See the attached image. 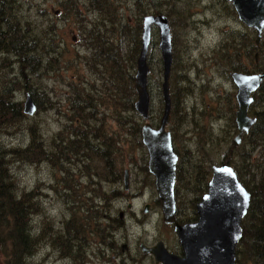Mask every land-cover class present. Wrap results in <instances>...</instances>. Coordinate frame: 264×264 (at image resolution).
Returning <instances> with one entry per match:
<instances>
[{"label": "rangeland", "instance_id": "rangeland-1", "mask_svg": "<svg viewBox=\"0 0 264 264\" xmlns=\"http://www.w3.org/2000/svg\"><path fill=\"white\" fill-rule=\"evenodd\" d=\"M63 1L65 0H15L13 4L15 9L11 11L15 14L17 22L22 25V31L28 28L31 36L47 38L52 42L49 45L52 48L48 49L46 55L47 59H51L46 67L40 57L41 62L34 65L36 72L30 73L26 68L22 69L14 57L0 55V85L6 82V90L11 88L9 92L15 103L21 104L23 108L28 89L36 90L41 94L39 98L41 111L34 113L33 116L26 115L27 119L16 115L11 125L0 124V150L10 153L27 148L31 143L32 131L44 145L36 152L37 155L30 156L29 160L33 163L24 159L17 160L12 155L6 157L9 160V172L16 184L17 194H29L37 204V209L31 214V222L32 235L38 237L39 245L30 262L34 264H155L151 256L140 251L139 245L142 243L151 247L158 241H162L169 251L180 255V247L173 228L163 223L160 205H156L154 181L152 182L146 173L148 157L146 159L142 151H131L128 157L122 155L123 160L121 156H117V162L120 163L121 160L123 162V177L125 170L129 173L127 191L124 189L123 179L113 183L108 178L104 181L97 176L90 182L82 163L84 157L75 158L71 154L65 156L62 152H56L52 156L44 154L52 147L54 149L52 151L58 150L53 142L56 140L57 144L60 143L58 134L67 123V118L72 117L71 100H68L72 92L70 86H66L70 83L75 85L78 91L86 89L81 93H88L97 99L94 103L98 106V113L96 119L90 123L106 135L123 134L113 109L108 103L101 102V100L105 102L104 97L107 100L109 95H113L112 91H108L103 86L107 78L96 74L97 71H91L86 64L91 52L89 46H86L87 41L81 31L97 21L98 13L91 10L89 0H76L80 7L76 9L62 7ZM154 1L161 2L159 8L170 20L173 51L178 63L176 70L172 72L178 76L188 73L190 80L195 83L192 85L195 90L193 96L184 99L181 107L191 111L194 106L196 115L191 127L179 129L176 136L177 144L193 146L197 141L198 132L194 122L199 121L198 114L203 112V106L207 103L215 106V110L204 121L209 125L208 128L212 129L215 136L228 132L229 106L225 99L229 94L235 95L236 88L231 80L225 77L224 71L212 64V57L222 41L228 39L232 33L253 29L248 28L238 19L230 0H222L223 3L221 0ZM132 3L133 0H130L126 4L127 7L124 6L129 17L136 12ZM56 10L58 13H55ZM152 39L148 90L151 97L150 116L153 122L149 119V123L157 126L162 117L163 102L162 64L156 27H153ZM45 41L43 40V43ZM48 41L46 44L49 43ZM59 53H62L63 57L55 63ZM94 68L98 69V66ZM45 96L51 101V106ZM217 111L219 112L216 113ZM85 113L87 114V111ZM201 122L203 123L202 117ZM74 127L72 126V131ZM241 143L242 141L240 145ZM223 152L221 150L213 157L216 159L215 164H220L218 161ZM257 158L256 151L252 156V162L254 163ZM257 163H260V160ZM254 165L256 166V163ZM101 167L98 166V173L101 172ZM97 181L98 185L95 183ZM71 188L74 189L71 191ZM114 191H118L119 195L113 194ZM101 192L107 193L106 198ZM73 194L79 195L78 202L74 206H72ZM147 205L148 212L144 213ZM86 211L89 213L85 217L92 215L98 220V224L103 218L101 228L92 225L91 220L83 219V212ZM73 218L76 220L74 225L79 227L78 233H73L75 236H71L72 240L65 242L62 238L63 235L66 236V233L63 234L64 228L68 226L66 222ZM117 218L120 220L119 227L115 229ZM107 225L112 229L110 234L108 230L99 231ZM8 233H10L9 226L3 230L0 228L2 241L0 264H7L9 261L11 242Z\"/></svg>", "mask_w": 264, "mask_h": 264}, {"label": "trees", "instance_id": "trees-1", "mask_svg": "<svg viewBox=\"0 0 264 264\" xmlns=\"http://www.w3.org/2000/svg\"><path fill=\"white\" fill-rule=\"evenodd\" d=\"M14 1L0 0V55L12 56L22 69L26 68L30 73L36 72L34 65L41 62L40 57H42L45 67L47 63L49 64L51 58L47 59L46 55L48 49L52 48L49 47L52 42H49L47 38L41 39L31 36L28 28L22 31V25L19 21L17 22L15 14L11 13L15 9L13 7ZM102 1L103 3H101V0H89L91 10L98 13L96 17L98 23L94 22L87 26V29L83 28L81 33H84L87 41L86 46H89L91 52L90 57L86 59V64L91 71H97L96 74L107 78L108 81L106 80L103 86L108 91L113 92V95H109L107 100L103 96L105 102L102 100L101 102L108 103L110 108L113 109L123 134L106 135L90 123L96 119L95 116L98 113V106L94 103L97 99L88 93H81L86 89L78 91L77 87L70 83L66 86H70V92L75 95L73 98L71 95L70 99L68 97V100H71L70 112L74 116H69L67 123L60 130L61 132L58 134L59 139H61L60 143L57 144L56 140L53 142L58 150L52 151L54 150L52 147V149H48L47 153L42 152V154L52 156L56 152H62L65 156L71 154L75 158L84 157L82 163L90 182L92 178L99 176L101 180L103 178L105 181L108 178L116 183L123 179L122 160L124 157H128L131 151L140 150L147 159L146 150L141 142L142 120L134 110L136 94L133 88V80L141 47L142 17L148 13L161 12L159 8L161 2L133 0L132 5L136 12L133 16L130 14L129 17L124 6L130 0ZM64 5V8L68 7L67 5L72 8L69 3ZM235 33H232L228 39L223 40L217 51H214L213 64L217 69L224 71L223 73L228 80L231 72L264 74V30L258 44H256V32L254 30L247 29L245 33L243 31ZM43 40L49 43L46 44V41L43 43ZM152 44L153 39H151L150 46ZM55 52L57 55V51ZM255 54H258L257 61L255 60ZM175 55L173 51V72L178 64ZM62 57L63 54L59 53L55 63H58L59 58ZM150 59L151 52L149 51L148 64ZM96 66L99 70L94 68ZM173 72L170 80L172 110L169 130L172 135L175 153L178 156L174 189L176 222L184 224L197 219L196 204L207 191V184L211 176L210 169L216 162L213 157L222 150L224 152L218 162L233 167L251 197L248 212L242 220V237L236 248V264H264V79L256 96H254L249 111L256 117L257 121L249 133L243 136L240 146L234 147L232 141L233 135L237 133L234 121L237 105L234 95L229 94L226 96L225 101L229 106L227 112L230 130L220 136L213 134L212 129H209V125L204 121L215 110V106L207 103L203 106V112L198 114L199 121L194 122L198 132L197 141L193 146L181 145L184 147L181 148L177 144L178 131L180 128L191 127L196 115L194 106L191 111H187L184 107H181V103L184 99L187 100L193 96L195 90L192 85L195 83L190 80L188 73L178 76ZM6 87V82L0 85L1 125L5 123L11 125L13 123L12 119L16 115L27 119L21 104L13 101L9 92L11 88L6 90ZM202 87L204 88V86ZM27 92L35 103V113L41 111L42 105L39 99L41 94L30 89ZM46 101L51 106V101L47 97ZM85 111H87V114ZM152 120L151 117L150 122H153ZM72 126L76 127V129L74 127V131H72ZM33 132L31 133V143L27 148L11 151L10 153L0 150V228L3 230L9 226L10 233H8V236L11 242V252L7 264H34L30 262V258L39 245L38 237L32 235L33 226L31 222V214L37 209V204L33 202L31 195L17 194L16 184L9 172V160L6 159L8 155H12L17 160L24 159L33 163L29 160L30 156L37 155L36 152L44 146L39 141V137L37 138ZM256 151L258 158L253 163L252 156ZM118 155L122 158L120 163L116 160ZM199 157H202V159ZM258 160H260V163H257ZM100 165L103 168L101 167V172L98 173V166ZM253 165L255 168L257 167L256 173ZM146 173L153 182V178L147 169ZM95 183L96 185L99 184L98 181ZM73 189L71 188V191ZM118 193V191L113 192L116 196L119 195ZM101 194L106 198L107 193L101 192ZM77 197H79L78 194L72 199V206L78 202ZM155 201L156 205H160L158 199ZM88 213L89 211L83 212V219L91 220L92 225L101 228L103 218L98 224V220L92 215L85 217ZM105 219L108 220L107 217ZM70 220L66 222L68 226L64 228L63 232V234L66 233V236L63 235L62 237L65 242L72 240L71 236H75L73 233H78L79 227L74 225L76 220L74 218ZM116 221L117 226L115 229L119 227L120 220L117 218ZM101 230H108L110 234L112 229L107 225L99 231ZM179 253H181V250Z\"/></svg>", "mask_w": 264, "mask_h": 264}, {"label": "water", "instance_id": "water-1", "mask_svg": "<svg viewBox=\"0 0 264 264\" xmlns=\"http://www.w3.org/2000/svg\"><path fill=\"white\" fill-rule=\"evenodd\" d=\"M238 19L256 32L259 43L264 29V0H230ZM153 27L158 29V49L161 55V95L163 113L157 127L149 123L151 97L148 91L150 67L148 55ZM258 54L255 55L257 60ZM173 67V44L169 19L164 13L147 14L142 18L141 47L136 61L133 88L136 94L134 110L144 124L141 142L147 152V170L154 179V189L160 201L162 221L173 225V232L181 249V255L170 252L162 241L153 247L140 244L142 253L151 255L155 264H236V248L242 237V220L250 206V194L239 180L233 167L227 164L211 166L207 191L196 204L197 219L180 224L176 222V165L178 156L174 151L170 124L171 97L170 77ZM230 78L236 88L237 109L234 121L237 134L235 146L248 134L256 123L249 116L254 101L253 94L259 89L264 74L231 72ZM36 106L32 97L26 95L23 113L33 116ZM128 171H124V186L128 189ZM245 198H247L245 202ZM149 206H145L144 213Z\"/></svg>", "mask_w": 264, "mask_h": 264}, {"label": "flooded vegetation", "instance_id": "flooded-vegetation-1", "mask_svg": "<svg viewBox=\"0 0 264 264\" xmlns=\"http://www.w3.org/2000/svg\"><path fill=\"white\" fill-rule=\"evenodd\" d=\"M65 3H67V4H68V3L71 4L73 9L80 8V7L78 6L76 0H72V1H70V0H66V1H63V2L61 3V6L64 7V6H65V5H64ZM101 3H103L102 0H101ZM67 6L70 7L69 5H67ZM60 10H61V8H60ZM55 13H58V11L56 10ZM158 13H162V12H158ZM151 14H157V13H151ZM256 61H257V60H256ZM253 74H262V75H263V73H253ZM171 75H172V72H171ZM170 78H171V77H170ZM229 78H230V74H229ZM230 80H231V78H230ZM231 82H232V81H231ZM262 84H263V80H262V82H261V85H262ZM261 85H260V87H261ZM234 87H235V86H234ZM260 87H259V89H260ZM259 89H258V90H259ZM258 90H257V91H258ZM257 91H256V93L253 94V99H254V96H256ZM234 98H235V95H234ZM249 111H250V109H249ZM249 116H250V117H254L250 112H249ZM255 118H256V117H255ZM256 121H257V119H256ZM170 123H171V119H170ZM169 125H170V124H169ZM251 128H252V127H251ZM236 130H237V129H236ZM249 131H250V130H249ZM248 133H249V132H248ZM236 134H237V133L234 134V137H235ZM246 135H247V134H246ZM244 136H245V135H244ZM233 139H234V138H233ZM233 139H232V141H233ZM242 140H243V137H242L241 141H242ZM241 141H240V142H241ZM233 145H234V144H233ZM239 145H240V143H239ZM239 145H237V146L234 145V147H238ZM210 177H211V176H210ZM127 190H128V189H127ZM127 190H126V191H127ZM0 241H1V240H0ZM0 244H1V243H0ZM1 246H2V244H1ZM145 246H146V245H145ZM146 247H148V246H146ZM151 247H153V246H151ZM139 249H140V245H139ZM140 251H141V250H140ZM0 252H1V251H0ZM141 252H142V251H141ZM149 256H151V255H149ZM151 257H152V256H151ZM154 263H155V262H154Z\"/></svg>", "mask_w": 264, "mask_h": 264}, {"label": "bare ground", "instance_id": "bare-ground-1", "mask_svg": "<svg viewBox=\"0 0 264 264\" xmlns=\"http://www.w3.org/2000/svg\"><path fill=\"white\" fill-rule=\"evenodd\" d=\"M217 1V0H216ZM222 1V0H221ZM181 2H184V1H181ZM180 2V3H181ZM180 3H179V5H180ZM220 3V2H219ZM222 3H223V1H222ZM183 4V3H182ZM221 4V3H220ZM213 5V4H212ZM219 5V4H218ZM213 6H215V5H213ZM221 6V5H220ZM224 6V5H223ZM180 7V6H179ZM178 7V8H179ZM214 8H216V7H214ZM222 8V7H221ZM226 8V7H225ZM180 9H183V8H181L180 7ZM60 14V13H59ZM235 33V32H234ZM243 33H245V32H243ZM235 34H237V31H236V33ZM247 34H249V33H247ZM244 35H246V34H244ZM247 36V35H246ZM244 37V36H243ZM246 38V37H245ZM247 39V38H246ZM213 55V54H212ZM213 58V57H212ZM214 60V59H213ZM218 60H220V59H218ZM213 64V63H212ZM222 65H225V64H222ZM223 67V66H222ZM225 67V66H224ZM223 67V68H224ZM226 69V68H225ZM149 91V90H148ZM170 97H171V94H170ZM236 102V101H235ZM171 103H172V100H171ZM74 107V106H73ZM76 108V107H75ZM23 109V108H22ZM72 113V112H71ZM76 113V112H75ZM70 115V114H69ZM72 116H74V115H72ZM78 116V115H77ZM74 118V117H73ZM76 119V118H75ZM252 149V148H251ZM244 150V149H243ZM201 156V155H200ZM245 156V155H244ZM248 156V155H247ZM246 156V157H247ZM197 157V156H196ZM249 157V156H248ZM199 158H201L202 159V157H199ZM194 159V158H193ZM199 161V160H198ZM248 162V161H247ZM60 178H62V177H60ZM109 180V179H108ZM111 183V182H110ZM123 183H124V177H123ZM124 189H125V186H124ZM126 190V189H125ZM75 193V192H74ZM76 195V194H75ZM74 195V196H75ZM93 199V198H92ZM90 200V199H89ZM91 201V200H90ZM79 208V207H78ZM80 212V211H79ZM82 215V214H81ZM97 215V214H96ZM71 216V215H70ZM89 216V215H88ZM73 217H74V215H73ZM76 217V216H75ZM76 218H78V217H76ZM80 218V217H79ZM20 225V224H19ZM21 227V226H20ZM25 227V226H24ZM63 228V227H62ZM84 235V234H83ZM82 235V236H83ZM100 237V236H99ZM1 240V239H0ZM83 240V239H82ZM75 241H77V240H75ZM2 241H0V243H1ZM74 242V241H73ZM80 242V241H79ZM83 242V241H82ZM2 244V243H1ZM81 244V243H80ZM72 248V247H71ZM77 248V247H76Z\"/></svg>", "mask_w": 264, "mask_h": 264}, {"label": "snow or ice", "instance_id": "snow-or-ice-1", "mask_svg": "<svg viewBox=\"0 0 264 264\" xmlns=\"http://www.w3.org/2000/svg\"><path fill=\"white\" fill-rule=\"evenodd\" d=\"M247 198H245V202H246Z\"/></svg>", "mask_w": 264, "mask_h": 264}]
</instances>
